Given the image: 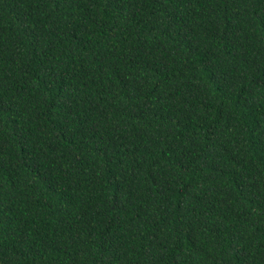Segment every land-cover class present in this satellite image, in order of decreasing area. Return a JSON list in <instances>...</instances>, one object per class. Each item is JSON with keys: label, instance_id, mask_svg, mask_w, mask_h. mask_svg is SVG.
I'll return each instance as SVG.
<instances>
[{"label": "trees", "instance_id": "16d2710c", "mask_svg": "<svg viewBox=\"0 0 264 264\" xmlns=\"http://www.w3.org/2000/svg\"><path fill=\"white\" fill-rule=\"evenodd\" d=\"M0 264H264V0H0Z\"/></svg>", "mask_w": 264, "mask_h": 264}]
</instances>
